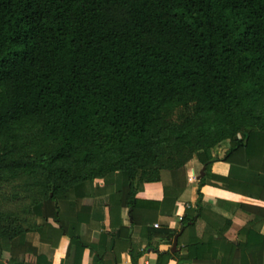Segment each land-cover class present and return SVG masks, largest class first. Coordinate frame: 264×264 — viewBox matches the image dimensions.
<instances>
[{
    "label": "trees",
    "instance_id": "16d2710c",
    "mask_svg": "<svg viewBox=\"0 0 264 264\" xmlns=\"http://www.w3.org/2000/svg\"><path fill=\"white\" fill-rule=\"evenodd\" d=\"M226 140L230 172L215 176ZM195 157L204 175L180 243L199 262L264 264V207L219 257L231 221L218 230L201 192L215 176L264 201V0H0V264H32L29 252L82 264L86 249L110 264L106 215L130 235L121 211L135 223L153 205L136 198L142 185L176 198Z\"/></svg>",
    "mask_w": 264,
    "mask_h": 264
},
{
    "label": "crops",
    "instance_id": "0c3cea01",
    "mask_svg": "<svg viewBox=\"0 0 264 264\" xmlns=\"http://www.w3.org/2000/svg\"><path fill=\"white\" fill-rule=\"evenodd\" d=\"M228 144L229 142L226 140L213 149V154L219 158L211 165V173L215 176L224 177L230 172V164L222 160L228 150ZM186 168L187 182L184 190L176 198L165 196L163 181L145 182L142 185L136 198L141 200V205L146 203L153 205H149L150 209L148 211H135L137 220L135 223L128 208L121 211L123 225L129 228L130 235L125 236V231L120 230L118 226L112 228L110 218L108 214L106 215L103 222L104 228L101 230V242L105 244L107 233H115L116 235L114 246L109 251L110 264H114L117 257H121L118 264H133V256L138 253H140L137 260L138 264H209L196 261L194 259V249L184 247V243H180V236L184 232L182 221L187 213V208L196 206L199 180L203 176L202 171L205 167L195 157L187 163ZM215 176L211 177L208 183L202 186L201 192L203 201L206 204L205 216L219 225L218 230H221L227 220L231 221L230 227L227 232H224L220 241L219 257H221L228 242L237 243L247 240L246 233L251 228L252 222L262 217L258 211L264 207V201L229 190ZM165 178H168L167 175H165ZM81 198L78 194L75 198L78 207L81 205ZM158 205L159 211H156L155 208ZM200 222L198 231L195 227L190 228L186 236L187 240L188 236L195 238V235L204 228V221L200 220ZM167 230L174 232V234L169 237L165 233H161V231L165 232ZM260 230L264 234V223ZM93 234V230L87 227L82 239L89 244L92 242ZM26 239L35 248L41 243L37 232H28ZM91 255L92 251L86 249L82 264H91ZM26 260L34 264L37 257L34 253L29 252L26 255Z\"/></svg>",
    "mask_w": 264,
    "mask_h": 264
},
{
    "label": "rangeland",
    "instance_id": "374dc122",
    "mask_svg": "<svg viewBox=\"0 0 264 264\" xmlns=\"http://www.w3.org/2000/svg\"><path fill=\"white\" fill-rule=\"evenodd\" d=\"M177 117H178V113L175 114L173 118H177ZM44 149L46 150V149H48V148H44L41 144H39V145L34 146V147L31 149L30 152H32V153H36V152H39V151L44 150Z\"/></svg>",
    "mask_w": 264,
    "mask_h": 264
},
{
    "label": "water",
    "instance_id": "95a60500",
    "mask_svg": "<svg viewBox=\"0 0 264 264\" xmlns=\"http://www.w3.org/2000/svg\"><path fill=\"white\" fill-rule=\"evenodd\" d=\"M202 175H204V170L202 171Z\"/></svg>",
    "mask_w": 264,
    "mask_h": 264
},
{
    "label": "built area",
    "instance_id": "2783aa9c",
    "mask_svg": "<svg viewBox=\"0 0 264 264\" xmlns=\"http://www.w3.org/2000/svg\"><path fill=\"white\" fill-rule=\"evenodd\" d=\"M190 180H192L191 178H190ZM156 226L158 225V224H155Z\"/></svg>",
    "mask_w": 264,
    "mask_h": 264
}]
</instances>
